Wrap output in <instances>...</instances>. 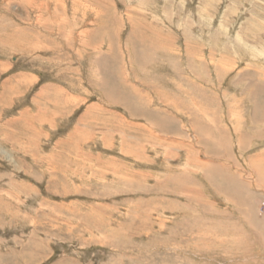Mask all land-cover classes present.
<instances>
[{"label":"rangeland","instance_id":"obj_1","mask_svg":"<svg viewBox=\"0 0 264 264\" xmlns=\"http://www.w3.org/2000/svg\"><path fill=\"white\" fill-rule=\"evenodd\" d=\"M0 264H264V0H0Z\"/></svg>","mask_w":264,"mask_h":264}]
</instances>
